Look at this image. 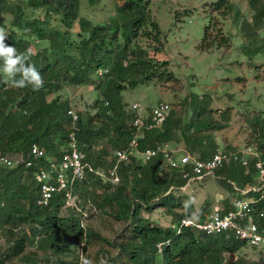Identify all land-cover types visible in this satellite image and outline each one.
Masks as SVG:
<instances>
[{"label": "trees", "instance_id": "obj_1", "mask_svg": "<svg viewBox=\"0 0 264 264\" xmlns=\"http://www.w3.org/2000/svg\"><path fill=\"white\" fill-rule=\"evenodd\" d=\"M246 1L252 11L250 19L242 17L232 0L213 3L212 13L218 17L210 14L197 49H227L230 37L219 24L232 14L243 39L242 51L250 58L264 55V0ZM86 2L95 6L100 0ZM82 3L0 0V29L5 31H0V47L10 50V55L0 52V155L19 161L14 166L0 164V264H82L77 249L82 247L86 253L94 246L106 257V264H264V249L233 237L207 235L189 226L177 232L182 218L203 221L209 202L197 211L190 203L182 205L177 192L188 180L160 156L145 160L141 155L155 143L167 141L174 146L183 144L182 152L208 159L218 150L211 132L224 127L214 119L210 99L197 101L194 96L189 118L171 108L159 127L138 131L133 125L137 113L122 102L121 91L174 78L169 62L153 56L164 51V38L150 1L120 0L115 16L100 22L81 15ZM35 10H41L44 18L34 16ZM50 19L56 21L54 26H49ZM75 23L78 29L73 31ZM35 42L41 46L32 51ZM10 60L14 61L11 65ZM29 69L40 73L43 86L39 89L32 85ZM94 82V112L76 111L75 130L67 115L71 103L62 92ZM150 111L151 107L147 108L144 115L149 117ZM250 125L252 139L245 145L254 146L264 159V112L253 117ZM72 130L91 166L86 178L72 188V196L80 198L81 209L66 208L64 193L55 194L47 205H38L35 168L24 165L31 157L30 145L36 143L47 156H58ZM134 137L138 139L137 152L128 162H116L114 151L128 149ZM114 166L117 182L109 176ZM213 178L228 191L220 199L226 209L232 199L242 197L234 186L245 189L256 183L253 168L239 164L217 169ZM86 205L124 227L113 237L101 235L83 224ZM257 206L264 208V199ZM160 207L172 216L168 226L142 216V211L151 213ZM261 230L264 233V218ZM166 240L169 244L160 256L156 244ZM245 247L258 250L260 258L240 256ZM233 254L238 255L236 259L230 257ZM95 260L101 264L99 256Z\"/></svg>", "mask_w": 264, "mask_h": 264}, {"label": "rangeland", "instance_id": "obj_2", "mask_svg": "<svg viewBox=\"0 0 264 264\" xmlns=\"http://www.w3.org/2000/svg\"><path fill=\"white\" fill-rule=\"evenodd\" d=\"M149 1L152 14L164 38V51L151 54L157 59H166L169 62V69L173 72L174 78L171 81H150L124 89L120 93L122 102L128 108L138 104V109L144 114L147 108L153 107L162 99L186 119L191 115L192 96L196 97L197 101L198 98L210 99L214 119L224 125L223 128L211 132L217 148L231 149L248 143L252 139L251 119L264 112V55L258 54L250 58L242 51L243 39L232 14L220 20L219 24L223 33L230 37L229 47L210 51L197 49L204 27L210 22L211 6L217 0ZM232 1L239 8L242 17L251 18L252 11L246 0ZM118 3L120 0H100L99 4L90 6L83 0L80 13L93 22L108 21L115 16V7ZM212 14L214 19L218 17L216 12ZM34 16L44 18L41 10H35ZM55 22L54 19H50L49 26H54ZM77 29L78 25L75 23L73 31ZM40 46V42H35L31 45V50L36 51ZM95 84L96 82L86 86L67 87L65 92H62V97L69 98L71 108L75 111L88 110L93 113L91 105L97 94ZM178 145L180 148L183 147V144ZM177 195H181L182 205L190 203L194 211L207 201L210 211L217 201L228 195V191L215 178L206 177L201 181H190L177 192ZM79 203V196H73L68 200L66 208L74 207L79 211L81 209ZM82 211L83 224L93 227L103 236L113 237L124 227L122 222H115L107 214L95 212L89 205ZM142 216L162 226L170 225L172 220V216L161 207L151 213L142 211ZM77 250L82 264H98L95 260L97 256L101 264L107 262L106 257L98 254L97 246L90 247L86 253L82 247ZM239 255L257 260L261 254L258 250L245 247ZM88 256L90 259H87ZM237 256L233 254L230 257L236 259Z\"/></svg>", "mask_w": 264, "mask_h": 264}, {"label": "built area", "instance_id": "obj_3", "mask_svg": "<svg viewBox=\"0 0 264 264\" xmlns=\"http://www.w3.org/2000/svg\"><path fill=\"white\" fill-rule=\"evenodd\" d=\"M132 109L137 113L133 125L139 131L143 128L152 129L162 125L165 121L171 105L162 99L151 107L149 117H146L138 104H133ZM71 117L73 128L78 120V114L72 108L67 110ZM148 119V121H147ZM75 130L70 131L66 146L60 155L47 156L44 149L38 144L32 143L29 148L30 158L24 160L26 167L35 168V180L39 187L38 205H47L50 199L57 193H64L68 200L72 196V188L75 182L86 178L91 166L85 160V153L80 149ZM138 139L134 137L129 143L128 149L115 150L116 162H128L130 155L137 152ZM145 160L160 156L164 163L171 169H177L188 182L202 180L206 177H215L216 170L231 164H239L244 167L251 166L255 171L256 183L245 189L234 188L242 197L231 200L229 208L217 201L206 214L203 221H195L191 218H182L177 227L179 232L182 226H189L196 231L207 235L224 234L227 238L245 242L250 247L264 249V233L261 230L264 208L257 203L264 199V159L252 145H243L233 150H217L210 158L200 159L188 152H182V148L174 146L170 142H157L152 147L141 153ZM18 160H11L0 155V164L14 166ZM109 176L114 182L119 180L116 174V166L109 171ZM251 196H244L246 194ZM169 241H160L156 244L157 253L161 256L165 245Z\"/></svg>", "mask_w": 264, "mask_h": 264}, {"label": "clouds", "instance_id": "obj_4", "mask_svg": "<svg viewBox=\"0 0 264 264\" xmlns=\"http://www.w3.org/2000/svg\"><path fill=\"white\" fill-rule=\"evenodd\" d=\"M0 31L5 32L4 29H0ZM0 52L2 53H7L10 55V50L9 49H4L0 47ZM14 61H9V65L13 64ZM28 75L30 77V81L33 82L32 85L34 88L39 89L40 87L43 86V80L40 76V73L37 71H32L31 69L28 70ZM21 87H24L23 84H21Z\"/></svg>", "mask_w": 264, "mask_h": 264}]
</instances>
